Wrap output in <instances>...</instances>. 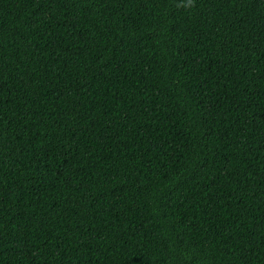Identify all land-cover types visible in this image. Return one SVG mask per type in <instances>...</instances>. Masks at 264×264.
Segmentation results:
<instances>
[{
	"label": "trees",
	"instance_id": "trees-1",
	"mask_svg": "<svg viewBox=\"0 0 264 264\" xmlns=\"http://www.w3.org/2000/svg\"><path fill=\"white\" fill-rule=\"evenodd\" d=\"M0 0V264H264V0Z\"/></svg>",
	"mask_w": 264,
	"mask_h": 264
},
{
	"label": "clouds",
	"instance_id": "clouds-1",
	"mask_svg": "<svg viewBox=\"0 0 264 264\" xmlns=\"http://www.w3.org/2000/svg\"><path fill=\"white\" fill-rule=\"evenodd\" d=\"M194 0H187V4L183 5L185 8L194 7Z\"/></svg>",
	"mask_w": 264,
	"mask_h": 264
}]
</instances>
